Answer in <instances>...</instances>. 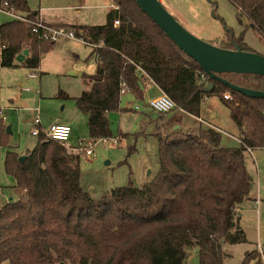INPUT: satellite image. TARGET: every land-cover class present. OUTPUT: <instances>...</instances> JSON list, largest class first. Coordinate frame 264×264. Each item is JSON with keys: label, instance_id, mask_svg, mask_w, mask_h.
<instances>
[{"label": "trees", "instance_id": "trees-1", "mask_svg": "<svg viewBox=\"0 0 264 264\" xmlns=\"http://www.w3.org/2000/svg\"><path fill=\"white\" fill-rule=\"evenodd\" d=\"M7 1L27 21L12 18L0 24L1 68L24 66L35 72L42 55L56 43L45 36L44 26L72 29L92 46L96 72L84 75L89 88L74 97L77 108L87 115L90 137L112 136L109 113L120 109L122 88L126 86L131 97L143 101L147 75L175 102L173 110L193 117L201 116L207 96L217 94L238 128L240 144L222 145V131L214 126L151 133L158 140L156 177L140 186L129 177L124 185L95 196L82 186L80 153L46 139L39 127L35 145L23 162L11 146L4 155L3 169L15 178L13 189L18 195L0 205V262L185 264L189 250L197 247L199 264H224L223 245L247 241L236 209L254 186L245 151L264 148V98L247 96L210 78L135 0H112L119 7H110L102 24L48 23L28 0ZM231 1L240 23H247L238 35L225 25L223 37L210 43L254 51L244 33L249 26L264 39V0ZM213 15L218 16L215 11ZM20 55L22 64L16 62ZM220 76L264 91L263 75L227 72ZM209 82L213 88L204 91ZM59 97L69 95L59 91ZM156 113L155 117L146 114L144 123L165 121L169 114ZM1 130V145L8 146V130ZM137 133L149 135L143 129ZM127 135L120 132L118 138ZM261 248L264 254V244ZM252 259L261 263L258 249L247 251L243 264Z\"/></svg>", "mask_w": 264, "mask_h": 264}, {"label": "rangeland", "instance_id": "rangeland-1", "mask_svg": "<svg viewBox=\"0 0 264 264\" xmlns=\"http://www.w3.org/2000/svg\"><path fill=\"white\" fill-rule=\"evenodd\" d=\"M39 1L49 0L29 2L31 7L37 8ZM165 1L166 4H162L166 8V5L174 7V12H170L184 28L208 42L221 39L225 25L238 35L247 23L245 20L244 24L240 23L237 9L231 0ZM87 3L84 1L82 5ZM214 11L218 16L213 15ZM74 14H77L80 21L103 20L97 9H88V6H83ZM10 19L11 16L0 12V24ZM244 40L255 52L264 55V39L259 32L246 27ZM91 51L92 46L83 40L60 36L54 47L42 55L39 68L34 72L35 76L24 66L0 67V108L3 109V115H0V134L2 127L10 128L5 136L8 146L1 145L0 142V205L10 196H17L12 189L15 178L3 169L5 152L11 146L20 155H24L34 147L37 137L31 132L35 127L34 110H38L41 120L39 127L43 130L49 129L51 124L59 121L71 127L68 145L76 146L80 140L94 139L89 136L87 115L77 108L74 100V97L89 88L84 83V75L96 72L97 61ZM22 61L23 56L20 55L17 63L22 64ZM59 91L67 93L69 97H59ZM147 101L146 98L143 101L135 100L128 92L123 94L120 109L109 113L112 130V136L108 137L110 141L106 144L97 142L93 155L80 154L81 183L91 194L97 196L103 191L124 185L129 177L139 186L156 177L160 168L158 140L151 133L176 129L197 131L200 123L206 127L221 128L222 145L240 144L237 138L238 128L230 117L229 109L217 94L207 96L205 104L202 105L204 117L212 123L210 125L177 109L169 112L165 121L159 119L158 122L144 123L148 118L146 114L153 117L157 114L144 107ZM135 105L141 108L137 111L125 110L127 107L132 109ZM179 116L183 118L172 126L169 117ZM141 129L149 135L138 134ZM120 132L129 135L119 139ZM115 139H118V142H115ZM130 150L133 151L130 153ZM245 157L247 168L254 179L250 195L253 198H261V204L258 206L260 214L258 215L253 207V200L244 202L248 209L241 212L240 224L246 233L247 241L237 244L225 243L224 264H243L246 252L253 249L259 250L260 264H264V254L259 248L264 244V148L246 150ZM256 261L257 259H252L248 264H256ZM0 264L10 263L3 261ZM185 264H199L197 247L189 250Z\"/></svg>", "mask_w": 264, "mask_h": 264}, {"label": "water", "instance_id": "water-1", "mask_svg": "<svg viewBox=\"0 0 264 264\" xmlns=\"http://www.w3.org/2000/svg\"><path fill=\"white\" fill-rule=\"evenodd\" d=\"M135 1L168 37L199 63L201 69L210 78L221 80L235 91L247 96L264 98V91L253 90L233 84L220 76V74L227 72L264 76V55L254 51H245L240 47H236L234 50L221 48L193 35L178 22L160 0ZM24 54L27 55L28 50H25ZM212 88L213 82H209L204 88V91H210ZM7 130L9 132L10 128L8 127ZM26 157V155H22L19 159L23 162Z\"/></svg>", "mask_w": 264, "mask_h": 264}, {"label": "built area", "instance_id": "built-area-1", "mask_svg": "<svg viewBox=\"0 0 264 264\" xmlns=\"http://www.w3.org/2000/svg\"><path fill=\"white\" fill-rule=\"evenodd\" d=\"M110 7L112 9H118L119 6L112 1V4L110 5ZM0 12L9 15L12 18H17V19L27 21V18L25 17V15L23 13H20L19 11H17L14 6H11L7 0H2L0 2ZM115 24L118 25L119 21L116 20ZM44 27L46 28V35L45 36L51 38L52 40H57L60 36H66V37H69L72 39H79V38H77L74 30H72V29L67 30L65 28H51L49 26H47V27L44 26ZM80 40H82V39H80ZM31 75L35 76L36 74L33 72V73H31ZM144 85L147 87L150 85H154L157 88H159L147 75L144 78ZM127 92H128V88L126 86H124L121 90V93L125 94ZM225 97L228 98V95H225ZM147 100L148 101L144 103V107L150 108V109H152L156 112H160V113H168L176 107L175 102L166 93H164L162 90L158 96L151 97ZM134 108L136 110H139L141 107L139 105H135ZM34 112L36 114L35 118H34L35 127H33L31 129V132L37 136L41 130L39 128V125L41 124V120H40V117L38 115V110H34ZM0 115L1 116L3 115V109L2 108H0ZM197 119L200 120L201 122H204V120H202L200 117H197ZM208 125H210V124H208ZM43 132L45 133L46 139L57 140V141L61 142L62 144H64L65 147L67 148L68 152L77 153V154L78 153H80V154L85 153L88 156L93 155V153H94L93 148L97 142H102V143L106 144L110 141L108 137H101V138L91 139V140H87V141L80 140L76 146L68 145L67 142L70 138L71 127L68 124L62 123V122H56L54 124H51L49 129L43 130ZM114 141L118 142V139H115ZM260 202H261V198L260 197L256 198L255 205L259 206ZM259 248L262 251L261 246Z\"/></svg>", "mask_w": 264, "mask_h": 264}, {"label": "crops", "instance_id": "crops-1", "mask_svg": "<svg viewBox=\"0 0 264 264\" xmlns=\"http://www.w3.org/2000/svg\"><path fill=\"white\" fill-rule=\"evenodd\" d=\"M29 1L30 0H28V3L30 5ZM84 1H86L88 3L86 5H82V2H84ZM160 1L166 4L165 0H160ZM111 4H112V0H49L48 2L39 1L37 8L39 10V13H40L39 15H40L41 19L44 20L45 22H48V23H66V24H96V23H101L102 24V23H104L103 21H106V16H107V14H108V12L110 10V5ZM83 6H88V9H97L99 11L100 15L103 16V20H98V21H90V20L80 21V19L78 18L77 14H74V13L80 11ZM166 6H167V9L169 11L174 12V7L173 6H171V5H166ZM30 7H31V5H30ZM31 8L32 9H37L36 7H31ZM16 62H17V60H16ZM145 89H146V95H145L146 99L158 96L160 94V92H161V90L159 88H157L156 86H154V85H150L148 87L146 86ZM204 104H205V102H204ZM200 118L202 120H204V122H206L208 124H212V123H210L209 121H207L205 119L203 109L201 111ZM175 119L176 118L170 117L169 118L170 124ZM59 122H62V121H59ZM213 122H215V120H213ZM199 125L201 126L202 124L199 123ZM202 126H204V125H202ZM218 129L222 131L221 128L218 127ZM235 137H236V135H235ZM14 192L17 194L15 189H14ZM16 197L10 196L6 201L11 200V199L16 198ZM255 199L256 198H253L250 195V197L247 200H245V201L253 200L254 201L253 202L254 203L253 207L256 209V211H257V213L259 215L260 214V210H259V207L255 205ZM244 202L241 203L236 209L240 219L242 218L241 212L246 211L248 209L247 207H245ZM260 204H261V202H260ZM260 204H259V206H260Z\"/></svg>", "mask_w": 264, "mask_h": 264}]
</instances>
